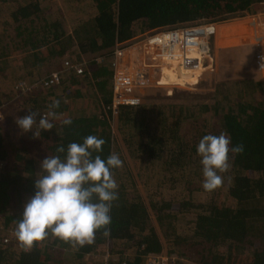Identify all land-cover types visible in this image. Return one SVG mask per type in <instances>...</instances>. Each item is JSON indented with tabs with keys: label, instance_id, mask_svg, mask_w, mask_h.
I'll return each instance as SVG.
<instances>
[{
	"label": "trees",
	"instance_id": "1",
	"mask_svg": "<svg viewBox=\"0 0 264 264\" xmlns=\"http://www.w3.org/2000/svg\"><path fill=\"white\" fill-rule=\"evenodd\" d=\"M1 1L0 75L16 89L0 85V106L3 98L17 100L22 116L47 115L53 101L59 106L54 128L33 126L38 137L34 129L12 134L0 122V264H149L150 255L164 254L168 264H264V80L217 82L199 94L156 89L162 99L146 90L139 104L116 106L113 88L118 45L160 28L260 11L264 0H62L65 14L51 0ZM52 69L60 72L57 82L34 86ZM179 70L172 72L178 82L193 72ZM187 94L198 100L172 102ZM208 133L244 147L229 152L222 183L210 191L196 152ZM88 135L105 141L94 155L122 160L111 170L117 198L108 235L98 229L91 244L79 246L50 234L24 249L14 229L40 160ZM133 170L147 176L150 197Z\"/></svg>",
	"mask_w": 264,
	"mask_h": 264
},
{
	"label": "clouds",
	"instance_id": "2",
	"mask_svg": "<svg viewBox=\"0 0 264 264\" xmlns=\"http://www.w3.org/2000/svg\"><path fill=\"white\" fill-rule=\"evenodd\" d=\"M192 77L193 81L198 80L193 72ZM163 80L162 85L150 87L164 86L166 94L171 95L177 89V81ZM58 106L59 101H53L47 115L29 111L17 117L15 123L24 132L33 130L34 125L40 131L50 130L54 128L50 118L54 117L53 109ZM62 123L70 125L71 119H64ZM33 135L38 137L40 132L34 129ZM104 143L103 138L88 135L80 143L58 145V154L40 160L34 192L24 202L14 229L15 238L24 249L31 248L34 242L50 234L79 246L91 244L98 229L104 228V234L108 235L106 226L111 221V202L117 198V184L111 170L121 167L122 160L116 153L104 158L94 155L102 151ZM230 143V138L223 133H208L199 139L196 152L200 157L205 190H213L222 183L219 173L229 168V152H243L242 144L230 148Z\"/></svg>",
	"mask_w": 264,
	"mask_h": 264
},
{
	"label": "built area",
	"instance_id": "3",
	"mask_svg": "<svg viewBox=\"0 0 264 264\" xmlns=\"http://www.w3.org/2000/svg\"><path fill=\"white\" fill-rule=\"evenodd\" d=\"M241 14L240 18L242 19H239V24L242 25L241 27L244 29L245 35L239 34L235 37L234 34L230 36L231 39L236 38L238 41L233 43H230L229 40L227 41L232 46L238 47L243 63L264 79V59H262L264 57V8L260 11L245 10ZM233 19L235 18L233 17ZM228 20H231V18L226 21ZM219 22L201 19L191 26L160 28L158 29L160 31L156 32L152 37H159L160 46H168L166 49L173 50L174 53H177V49L183 52L182 56L177 57V61L169 62L170 67L174 71L177 72L178 67H180V70L190 68L194 76L199 79L197 73L202 69L203 64L209 62V67H212L210 43H212L213 37H216L219 32ZM242 22L244 23L242 24ZM197 32L199 33L196 34ZM230 33H232L231 30ZM152 37H149V39ZM127 45H118L114 51L116 60L113 77L115 106L121 103H139V98L128 96L125 92L126 90L158 86L164 82V72L161 68L156 66L157 64L151 65L149 61L144 59V56L147 50L148 55L146 56L157 61L162 58L163 52L166 49L156 47L153 50H149L148 47L143 48L141 44L139 51L135 55H132L128 60L122 61L121 57L129 50ZM150 53H153L152 56H150ZM197 67H200V69H196ZM58 80L59 74L58 72H54L44 77L41 83L44 85L52 84ZM165 257L167 258V256ZM148 261L149 264H159L152 255L148 257Z\"/></svg>",
	"mask_w": 264,
	"mask_h": 264
},
{
	"label": "rangeland",
	"instance_id": "4",
	"mask_svg": "<svg viewBox=\"0 0 264 264\" xmlns=\"http://www.w3.org/2000/svg\"><path fill=\"white\" fill-rule=\"evenodd\" d=\"M4 1L5 0H3L1 2L4 5H6ZM43 4H46V3H43ZM47 4L51 5V6L53 5V7L57 11H59V9H62L64 11V14L66 13V7L63 5L62 0H51V2H49ZM240 17L241 16L239 14L236 17H234L235 19L231 18V20H228V21L223 20V21L219 22L220 23L219 32H218L216 38L212 39V43H210V45H211L210 54H211V58H212V67H209V65H210L209 62L203 64L202 69H200V67H197L196 69H200L197 73L199 79L197 81H194L191 89L180 90V91L197 92L199 94L201 92H208L210 90H213L214 85L217 82L230 81L232 79H239V78H245V77H254L256 79H259L258 78L259 74L258 73L256 74L254 72V70H252V68L245 65L243 63V61L241 60V57H240L239 51H238V47L234 46V45L232 46V44H229L227 41L228 36L234 35V32L228 34L227 31L229 32L230 30H232V31L236 30L235 24H239L237 22L239 21V19H242ZM67 18H69V17H67ZM243 23L244 22H242V24ZM233 26H234V29H232ZM167 28H171V27H167ZM158 31H160V30H155V31L150 32V33L138 35L134 39L130 40L128 43H125V44H128L127 45L128 49H129L128 51H130L132 55H135L139 51L141 44L143 45L144 42H146L149 39V37L154 36L155 33ZM226 35H228V36H226ZM230 39H231V37H230ZM221 53H224L222 55V57H218V55ZM62 61H65V60L63 59ZM159 67L161 68L162 66L159 65ZM54 72H59V71H58V69H54V70L52 69V72L49 74H52ZM47 73H48V71L45 72L42 76L38 75L36 77V79L34 80V81L37 80L36 82H34V86L38 87L39 84L37 82H41V80L44 77L49 75ZM166 73H167V68H165V74ZM5 80L6 79L1 77V75H0V85L2 87H6L10 91L11 90L14 91L16 89V86H15V84L12 83L13 81H11V80L5 81ZM262 80H264V79H262ZM18 83L20 85H22L21 82H18ZM161 88L165 89L164 86L147 87V88L143 87V88H139V89L133 88L130 90H126L125 92L127 93L128 96H134V97L139 98V103H140V101H141L140 94L144 93L146 90H154L151 93H154L157 98L162 99L159 97L158 92H156V89H161ZM176 90H178V89H176ZM3 100H4V103L2 104V106H0V122L9 131H11L12 134H15V133H17L18 129L20 130V128L15 123V120L17 117H22L21 114H24V113L20 109V107H19L20 103L17 100L12 101V99H11L8 103H6L7 101L5 100V98H3ZM155 100H158V99H155ZM196 100H198V98L195 99L191 95L187 94V95H182L179 100H177V99L172 100V102L175 101L174 103L183 102V103L191 104L192 102H194ZM147 101L152 102L153 99L149 98V99H147ZM139 103H137V104H139ZM133 174L135 175V178H136L137 188L142 191L141 193H143L144 195L146 194L148 197H150V195L148 194L147 184H146L147 183V179H146L147 176L141 175V173L138 172L137 170H133ZM163 193H165L164 190L160 193V195H162ZM199 203H200V201H199ZM152 256H153V258H155L159 262V264H168V259L165 257L166 256L165 254L163 256H158V255H156L155 257H154V255H152ZM168 257H169V255H168ZM169 259H170V257H169Z\"/></svg>",
	"mask_w": 264,
	"mask_h": 264
},
{
	"label": "crops",
	"instance_id": "5",
	"mask_svg": "<svg viewBox=\"0 0 264 264\" xmlns=\"http://www.w3.org/2000/svg\"><path fill=\"white\" fill-rule=\"evenodd\" d=\"M240 21H238L237 23H239ZM236 25V30H231L232 32H234V34H235V37L236 36H238L239 34L241 35H245V33H244V29L241 27L242 25L241 24H235ZM234 25V26H235ZM234 26H233V28L232 29H234ZM226 27V26H225ZM199 32H197L196 34H198ZM227 33L228 34H230V31L228 32L227 31ZM228 36V35H227ZM228 40H229V42L230 43H233V42H237L238 40H236V38L235 39H231L230 40V36H228ZM146 47H148V49L149 50H153L154 48H156V47H160V48H163V49H166L168 46H164V47H162V46H160V44H158V43H156V42H154V43H145L144 42V44H143V48H146ZM164 54L162 55V58L161 59H159V60H157V61H155V59H153V58H150V57H147L146 55H148V53H147V50H146V54H145V56H144V59L145 60H147V61H149L150 63H151V65H156V66H159V65H161L162 67H161V70L164 72V74H165V68H167V73L165 74V75H163V79H174L175 78V80L178 82V80H177V76L176 75H174V78H173V75H172V72H173V69H172V67H170V63L169 62H171V61H177V57H179V56H182V54H183V52H178L177 51V53H174V51L173 50H168V49H166V50H164V52H163ZM152 54L153 53H150V56H152ZM224 53H221V54H219L218 55V57H222V55H223ZM180 68V67H179ZM179 71H181V70H179ZM185 71H187V72H191L192 70H187V69H185ZM255 76V75H254ZM258 77V76H257ZM193 78L194 77H192V75L191 76H184L183 77V80H189V81H192V82H194L193 81ZM259 79H263V78H261V77H258ZM179 79V78H178Z\"/></svg>",
	"mask_w": 264,
	"mask_h": 264
},
{
	"label": "water",
	"instance_id": "6",
	"mask_svg": "<svg viewBox=\"0 0 264 264\" xmlns=\"http://www.w3.org/2000/svg\"><path fill=\"white\" fill-rule=\"evenodd\" d=\"M176 51L180 52L179 49H177ZM131 56H132L131 52L128 51L121 57V60L122 61L128 60ZM176 84H177L176 87L178 90H188L192 88L193 82L189 80H183V81L176 82Z\"/></svg>",
	"mask_w": 264,
	"mask_h": 264
},
{
	"label": "bare ground",
	"instance_id": "7",
	"mask_svg": "<svg viewBox=\"0 0 264 264\" xmlns=\"http://www.w3.org/2000/svg\"><path fill=\"white\" fill-rule=\"evenodd\" d=\"M159 41H160L159 37L155 36V37H152L151 39H149L148 41H146L145 43H154V42H156V43L160 44ZM191 66H193V65H191ZM187 70H192V69L188 68Z\"/></svg>",
	"mask_w": 264,
	"mask_h": 264
},
{
	"label": "flooded vegetation",
	"instance_id": "8",
	"mask_svg": "<svg viewBox=\"0 0 264 264\" xmlns=\"http://www.w3.org/2000/svg\"><path fill=\"white\" fill-rule=\"evenodd\" d=\"M213 38L215 39L216 37L214 36Z\"/></svg>",
	"mask_w": 264,
	"mask_h": 264
}]
</instances>
